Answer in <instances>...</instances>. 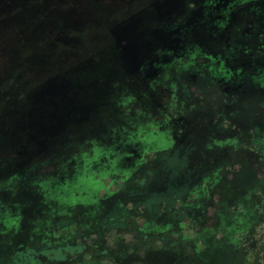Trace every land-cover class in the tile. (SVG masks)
<instances>
[{
	"label": "rangeland",
	"instance_id": "obj_1",
	"mask_svg": "<svg viewBox=\"0 0 264 264\" xmlns=\"http://www.w3.org/2000/svg\"><path fill=\"white\" fill-rule=\"evenodd\" d=\"M2 180L0 264H264V0H0Z\"/></svg>",
	"mask_w": 264,
	"mask_h": 264
},
{
	"label": "trees",
	"instance_id": "obj_2",
	"mask_svg": "<svg viewBox=\"0 0 264 264\" xmlns=\"http://www.w3.org/2000/svg\"><path fill=\"white\" fill-rule=\"evenodd\" d=\"M224 99H227V95L224 94ZM153 107H157L156 104L153 105ZM222 151H223V157L216 162V164L213 166L215 170H217L218 175H222L225 168L234 162L236 160V157L239 155L238 149L241 148L244 144L243 140H240V143L232 137H222L219 141ZM241 175L243 176V179L241 180L244 187H250L253 186H260L261 180L257 179L256 174L254 170L247 166L246 163L243 164ZM15 186L13 185L12 181L10 180H2L0 181V201L4 198L5 195H10L15 191ZM107 190L105 188H99V194L105 195ZM92 195V193L90 194ZM94 196V195H93ZM143 200V198H136L134 199L135 202L138 200ZM133 200V201H134ZM74 203H66L64 208H66V218L69 220H73L79 225L78 233L84 234L85 231L93 230L94 228H97L100 223H102L106 218H109L108 209L102 210V211H96V213H89L84 207V204H75ZM84 208V209H83ZM78 214H81L78 215ZM84 224V226H80V224ZM144 227V228H143ZM138 231L140 232H149L145 226L138 227ZM43 236V235H42ZM43 241H46L50 243L53 247L58 245H63V243H68L70 239L64 240V241H58L56 239L48 238L46 236L42 237ZM180 246L183 245V242L179 244ZM32 258V257H31Z\"/></svg>",
	"mask_w": 264,
	"mask_h": 264
}]
</instances>
